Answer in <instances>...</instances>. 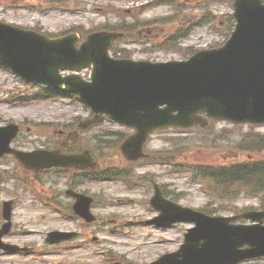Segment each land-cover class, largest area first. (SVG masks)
I'll use <instances>...</instances> for the list:
<instances>
[{
    "label": "rangeland",
    "instance_id": "1",
    "mask_svg": "<svg viewBox=\"0 0 264 264\" xmlns=\"http://www.w3.org/2000/svg\"><path fill=\"white\" fill-rule=\"evenodd\" d=\"M1 1L0 20L24 28L40 24V29L53 35L74 27L84 32L121 24L137 27L135 32L127 34L128 39L114 46L116 50L127 49L133 60L153 62L185 60L190 56V49L198 51L221 45L230 34L227 20L233 14V3L229 0H181L178 4L186 6L182 11L172 5L158 6L156 0H63L46 11L32 7L31 0ZM24 3L29 7L25 8ZM169 14L177 15L175 23L165 26L156 23L148 31L141 25L143 21ZM182 27L190 31L186 38L178 34ZM142 28L147 38L138 35ZM170 38L176 41L177 49H167ZM80 73L88 79L90 69ZM89 115V108L78 97L52 94L41 85L25 83L0 65V126L10 122L23 125L14 148L33 151L56 145ZM252 127L215 122L207 130L166 129L154 133L147 143V152L159 156L179 149L180 157L173 159V166L146 161L128 164L119 146L133 130L110 119L81 133L76 146L91 149L100 170L131 171L134 178L128 183L121 180L87 182L80 175L71 179L54 170L35 176L26 173L13 156L0 159V208L5 200L15 202V226L6 241L33 247L36 251L34 254L1 255L0 264H146L177 251L192 225L180 223L162 228L147 223L158 215L150 204L154 183L182 206L203 209L209 205L217 209L215 216H231L258 206L259 200L246 196L238 200L234 196L224 200L211 196L203 190V183L195 182L200 168L254 159L255 155L247 150L232 148V144L250 132L264 135V125ZM20 178L30 180L31 184L24 185ZM51 188L63 191L62 206L72 205L73 201L64 194L68 188L92 196L96 200L93 213L97 221L86 224L46 206L44 197L49 196ZM2 223L0 218V226ZM54 230L81 234L73 242L50 247L45 237ZM245 264H264V259Z\"/></svg>",
    "mask_w": 264,
    "mask_h": 264
},
{
    "label": "water",
    "instance_id": "2",
    "mask_svg": "<svg viewBox=\"0 0 264 264\" xmlns=\"http://www.w3.org/2000/svg\"><path fill=\"white\" fill-rule=\"evenodd\" d=\"M234 7L237 26L226 45L199 51L186 61L152 63L113 59L109 49L121 37L116 32L91 34L78 47L76 34L50 39L0 22V63L29 82L79 93L95 113L79 129L97 124L104 114L135 128L136 133L123 142L121 151L127 159L136 161L144 157L143 147L149 135L160 129L207 127L209 118L264 123V4L262 0H234ZM86 67L93 68L90 82L79 74L61 73ZM18 132L14 125L0 128V157L14 152L29 169L96 166L89 151L71 156L62 154L61 150L14 151L10 145ZM77 138L76 131L68 140ZM75 196L76 212L92 222L95 219L90 212L92 199ZM151 203L161 212L151 221L159 226L177 222L196 224L189 229L186 242L178 252L152 264H238L264 256V212L210 217L165 199L157 185ZM11 211L12 203H5L4 218L8 222L0 230V250L14 252L20 248L2 242L11 230ZM238 218L259 224H231ZM75 236L77 233L52 232L47 241L60 243ZM243 246L249 248L242 249Z\"/></svg>",
    "mask_w": 264,
    "mask_h": 264
},
{
    "label": "trees",
    "instance_id": "3",
    "mask_svg": "<svg viewBox=\"0 0 264 264\" xmlns=\"http://www.w3.org/2000/svg\"><path fill=\"white\" fill-rule=\"evenodd\" d=\"M173 19L167 18L161 21L162 23L171 22ZM155 24V21L145 22L143 27L148 28ZM123 25L116 27V30H123ZM137 29V27H132ZM114 29V28H113ZM132 29V32H135ZM149 29V28H148ZM131 29H127L130 31ZM121 51H116V56ZM125 57V56H122ZM236 150H247L249 154L255 155L254 159L244 162H231L225 165L209 166L200 168L197 171L199 180L206 183L207 191L211 196L231 197L237 196L241 190L250 192L251 194L260 193L264 191V135L255 132H250L245 135L235 147ZM167 152V154L160 155V162H168L174 165L173 159L180 157L177 152ZM195 170V168L193 169ZM240 188V189H235ZM208 214L214 212L213 209L204 210Z\"/></svg>",
    "mask_w": 264,
    "mask_h": 264
},
{
    "label": "flooded vegetation",
    "instance_id": "4",
    "mask_svg": "<svg viewBox=\"0 0 264 264\" xmlns=\"http://www.w3.org/2000/svg\"><path fill=\"white\" fill-rule=\"evenodd\" d=\"M51 194H52L54 200H57L58 198H60L62 196L61 195V191H58L56 189L55 190H52Z\"/></svg>",
    "mask_w": 264,
    "mask_h": 264
}]
</instances>
